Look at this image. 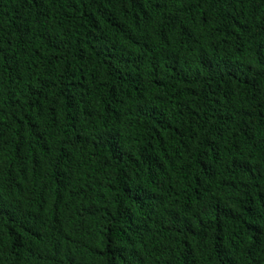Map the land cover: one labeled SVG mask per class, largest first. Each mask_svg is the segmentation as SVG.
<instances>
[{"label":"trees","instance_id":"trees-1","mask_svg":"<svg viewBox=\"0 0 264 264\" xmlns=\"http://www.w3.org/2000/svg\"><path fill=\"white\" fill-rule=\"evenodd\" d=\"M0 264H264V0H0Z\"/></svg>","mask_w":264,"mask_h":264}]
</instances>
